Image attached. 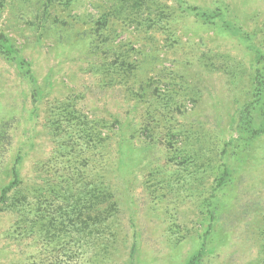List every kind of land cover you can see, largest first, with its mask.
I'll use <instances>...</instances> for the list:
<instances>
[{
  "label": "rangeland",
  "instance_id": "374dc122",
  "mask_svg": "<svg viewBox=\"0 0 264 264\" xmlns=\"http://www.w3.org/2000/svg\"><path fill=\"white\" fill-rule=\"evenodd\" d=\"M0 33V190L13 166L45 186L54 129L79 118L103 137L89 174L108 206L83 232L82 215L1 204L0 264H74L69 248L186 264L201 247L198 264H264V0H0Z\"/></svg>",
  "mask_w": 264,
  "mask_h": 264
},
{
  "label": "trees",
  "instance_id": "16d2710c",
  "mask_svg": "<svg viewBox=\"0 0 264 264\" xmlns=\"http://www.w3.org/2000/svg\"><path fill=\"white\" fill-rule=\"evenodd\" d=\"M213 12L219 15V11ZM205 15L206 12L203 13V16ZM0 39V44H2V48L6 53L13 54L15 51L12 45L8 46L4 43L6 38L2 33H0ZM77 119L79 123L73 129L61 130L60 125L54 129V131H58L60 136L59 149L56 151V155L50 158L49 164L46 166L45 186H32L29 188L23 185L17 168L13 166L11 168L12 180L0 190V205L6 204L4 206L7 210L21 214L22 220H26L28 216L23 215L28 212L38 214L39 212L49 211V209H55L67 220H70L73 214L84 216L86 228L83 232L101 226L103 212L104 210H106L105 213L108 212V209H106L108 206L98 204L99 194L102 195L105 192L100 191L101 188L97 185V180L89 173L94 166L90 153L96 152L97 145L103 137L95 131L96 128L88 127L86 123L82 125L80 123L84 121ZM256 132H260V130ZM227 174L228 168L224 165L217 186L223 183V179ZM57 200L59 202L55 204L54 202H57ZM80 202L85 203L86 209L80 205ZM114 206L115 202L113 201L111 207ZM29 207H34L32 212ZM209 215L212 218V215ZM72 222L78 224L77 221ZM67 254L69 261L74 259V264H77L79 258L77 250L69 248ZM202 256L203 247L190 256L186 264H198Z\"/></svg>",
  "mask_w": 264,
  "mask_h": 264
}]
</instances>
